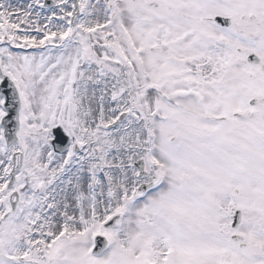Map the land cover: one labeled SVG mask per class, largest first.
<instances>
[{"label":"snow or ice","instance_id":"6c2138e0","mask_svg":"<svg viewBox=\"0 0 264 264\" xmlns=\"http://www.w3.org/2000/svg\"><path fill=\"white\" fill-rule=\"evenodd\" d=\"M0 264H264V0H0Z\"/></svg>","mask_w":264,"mask_h":264},{"label":"rangeland","instance_id":"374dc122","mask_svg":"<svg viewBox=\"0 0 264 264\" xmlns=\"http://www.w3.org/2000/svg\"><path fill=\"white\" fill-rule=\"evenodd\" d=\"M12 2H13V3H16V2H18V0H12Z\"/></svg>","mask_w":264,"mask_h":264}]
</instances>
